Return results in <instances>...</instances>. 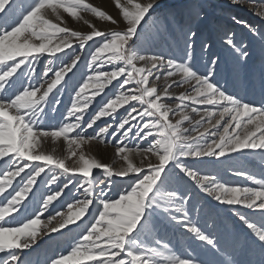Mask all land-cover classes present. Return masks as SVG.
<instances>
[{
    "label": "snow or ice",
    "instance_id": "snow-or-ice-1",
    "mask_svg": "<svg viewBox=\"0 0 264 264\" xmlns=\"http://www.w3.org/2000/svg\"><path fill=\"white\" fill-rule=\"evenodd\" d=\"M111 3L115 16L89 0H0V264H32L26 250L48 240L58 247L35 264H264V174L233 167L252 186L234 185L197 167L264 154V0ZM161 44L181 55L154 53ZM225 74L260 103L222 86ZM68 88L62 119L45 126ZM48 140L67 154L44 151ZM93 141L114 142L124 164L86 155ZM114 178L127 186L110 195ZM177 228L216 259L173 251L164 237Z\"/></svg>",
    "mask_w": 264,
    "mask_h": 264
},
{
    "label": "rangeland",
    "instance_id": "rangeland-1",
    "mask_svg": "<svg viewBox=\"0 0 264 264\" xmlns=\"http://www.w3.org/2000/svg\"><path fill=\"white\" fill-rule=\"evenodd\" d=\"M89 2L93 3L96 6L104 8L106 11L109 12V14H112L114 16L116 15V9L113 7L111 0H89ZM219 2L223 4H227L228 0H219ZM233 11L238 12L239 15L243 16L246 19L251 20L253 23L257 25L261 23L259 18L254 17L247 10H233ZM224 15L225 17H227L229 13L225 12ZM85 18L95 23L97 27H100L101 29H105L109 27L107 22H100L91 15L86 14ZM65 19L68 25L74 30H81V31L88 30V26L85 25L83 21H75L72 18L67 17V15H65ZM224 22L225 24H228L227 19H225ZM234 30L237 32L239 37L244 36V32L241 29L234 28ZM215 39L218 41L219 35H217ZM152 51L154 53H163L168 57L181 55L179 49L176 48L174 44L171 48H169L167 44H161L158 47H154ZM85 54H87V50L85 51ZM224 54L227 55L226 50ZM206 60L207 57H205V60L203 62H206ZM56 63L59 62L57 61ZM46 65H47V60L45 58H42L41 61L37 64V71L39 72L41 68L45 67ZM86 71L87 69L84 67L83 64H81L80 71L77 72L75 77H73L72 82L74 83L76 81H79ZM220 82L221 85L228 88L230 92H235L246 100H253L257 104H259L261 101V94L258 88H256L255 90L245 89L242 84V81H233L232 78L228 76V74H225L224 78L221 79ZM61 91L63 93L60 96L62 104L57 107L56 112L49 114V117L45 121V126H55L62 119L60 115L61 112L65 110V107L70 102L71 97L69 93L71 92V88L62 89ZM176 91L180 92L183 91V89H177ZM109 95H111V93H109ZM95 106L96 105L94 103L93 107ZM89 111H91V109H89ZM119 111L123 113L124 109H120ZM104 119H109V118H104ZM98 124H102V121L98 122ZM113 143L114 142L109 141L106 144H101L98 141H93L91 144L85 145L83 151L85 152L86 155L93 156L99 159L102 163L110 164L113 168H120L124 164V161H122L116 156ZM42 148L44 151L54 153L57 156H65L67 154L66 145L62 140L58 142H53L51 140L45 141L42 145ZM75 160L76 158L73 157L72 159L68 160L67 163L71 166ZM204 161L205 162L203 164H198L197 167L200 168L203 172L217 174L222 180L227 181L228 183L234 185L247 184L249 186H252L251 182L246 181V179H244L243 177H236L232 175L231 169L233 167L243 168L246 171L255 174L257 178H262V174H264V154H262L259 150H256L254 153L247 152L243 157H238L237 160H229L227 157H222L219 159L206 157L204 158ZM39 179L40 178H38V181ZM114 179L116 180V183L113 185V191L112 193H110V195H115L117 192L121 191L123 188L127 186L125 180L121 178H114ZM70 198L71 196H69V199ZM217 211L219 213V218L229 227H234L238 224V222L235 221V219L232 217L231 209L229 206L222 205ZM253 219L259 220V216H253ZM164 238L166 240L171 241V247L173 251H175L177 254H180L182 256L191 254L199 259L208 260V261H212L216 259L211 255L203 254L199 249H197L195 252H191V248H190L191 241L184 234L182 229H178V228L170 229ZM62 240L63 238H61V242L59 243V246L61 247L64 246ZM57 247H58V242L55 240H48L47 243L42 241L35 247L34 250L31 251L26 250L27 254L24 258L28 261H31L32 264H35L37 260L42 261L46 253H50L51 250Z\"/></svg>",
    "mask_w": 264,
    "mask_h": 264
}]
</instances>
